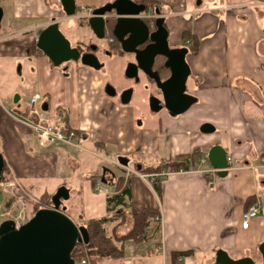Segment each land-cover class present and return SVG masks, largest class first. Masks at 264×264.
I'll return each instance as SVG.
<instances>
[{
    "label": "crops",
    "instance_id": "crops-1",
    "mask_svg": "<svg viewBox=\"0 0 264 264\" xmlns=\"http://www.w3.org/2000/svg\"><path fill=\"white\" fill-rule=\"evenodd\" d=\"M105 1L75 3L99 6ZM154 2L164 16L171 47L183 46L184 30L199 39L198 53L186 54L187 91L196 101L176 116L165 110L151 113L148 102L138 99L136 108L123 106L120 99L105 94L107 76L100 70L80 61L55 67L44 54L34 52L43 27L65 17L60 0H0V20L3 6H9L17 23L0 37V55L18 59L20 74L13 81L4 71L0 74V152L9 177L20 184L40 183L49 196L67 185L66 206L74 211L70 217L78 219V226L107 216V195L127 189L124 218L104 226L122 247V255L102 262L168 264L172 251L187 249L194 253L183 257V264H196L197 259L209 264L217 251L235 259H258L257 246L264 242V167L259 166L264 157V0ZM115 51L110 52L111 62L122 68L123 59ZM141 97L147 100L148 92ZM40 110L60 125L65 117L67 128L77 131V145H40L29 124L36 119L33 111ZM203 123L213 130L201 131ZM214 145L231 159L224 175L200 171L213 168L207 155ZM194 149L207 162L197 167L198 159L189 168L198 170L161 179L159 193L155 182L141 176L147 175L146 165L190 155ZM252 203L259 212L245 229L242 212ZM146 206L159 211V230L153 232L150 222L147 238L123 239L132 226L128 213Z\"/></svg>",
    "mask_w": 264,
    "mask_h": 264
},
{
    "label": "water",
    "instance_id": "water-1",
    "mask_svg": "<svg viewBox=\"0 0 264 264\" xmlns=\"http://www.w3.org/2000/svg\"><path fill=\"white\" fill-rule=\"evenodd\" d=\"M60 2L66 16L74 14L75 0ZM144 10L143 4L133 0H108L93 10L88 25L97 38H103L104 15L114 12L118 16L113 27V35L119 41L123 52L135 55V62L126 66L125 76L138 79L140 72L151 79L159 89L162 99L150 96L149 110L153 113L165 110L170 116H176L186 111L196 101V98L188 93L186 86L190 75L186 61L188 50L183 46H169L163 16L155 19V29L150 31L145 21L137 16ZM146 40H149V43L143 49H138ZM36 46L55 67L67 61H80L93 69L101 67L95 54L81 53L77 47L71 45L56 20L43 27L37 36ZM158 55L165 58L163 65L169 70V75L164 80L152 68ZM104 92L110 97L116 95V89L110 83L105 84ZM132 92V88L123 90L119 96L120 102L129 103ZM200 130L211 132L213 126L210 123H203ZM207 157L218 175L227 172L226 152L220 145L212 146ZM4 164V157L0 152V181ZM68 198V189L60 186L51 196V207L37 209L20 227L15 228L11 220L1 222L0 264H74L71 252L77 242L87 240V233L84 226L76 225L59 209L62 202ZM257 253V260L264 264V242L257 246ZM215 256L216 264H256V259L252 257L235 259L224 251H217Z\"/></svg>",
    "mask_w": 264,
    "mask_h": 264
},
{
    "label": "trees",
    "instance_id": "trees-1",
    "mask_svg": "<svg viewBox=\"0 0 264 264\" xmlns=\"http://www.w3.org/2000/svg\"><path fill=\"white\" fill-rule=\"evenodd\" d=\"M140 3L151 6L154 8L155 4L154 0H139ZM110 35L111 30H109ZM182 45L187 48L188 53L195 55L198 53L199 49V39L195 37L192 33L187 30L182 31L181 33ZM33 51L43 54L42 51L36 46V43L33 45ZM160 77L167 78L169 75V70L165 68L163 65L160 66ZM61 115V112H60ZM64 122H66L65 117H63ZM62 121V127L67 130V125ZM200 152L197 149L190 155H179L173 160H160L156 165H146L143 169L144 174L157 173L164 167L171 168H189L191 167L200 157ZM7 172V166L4 164V169L1 174V182H5L10 177L5 175ZM155 189L159 193V183L158 181H154ZM129 194L127 189H124L121 193L115 195H107L106 197V212L107 216L99 217V218H91L88 219L84 224L79 226H84L87 233L86 241H79L76 243L75 247L71 252V256L74 260L79 259L82 256H86L87 251L90 255V261L92 264H98L104 258L117 259L122 255V247H118L111 237L108 236L106 232V228L104 227L106 223L111 222L113 220H122L126 211L129 209V205L127 199H129ZM42 204H39V208L43 207H51V196L43 194L42 196ZM127 198V199H126ZM69 199V198H68ZM68 200L63 201L60 210L65 213L67 216L68 208H66V203ZM65 202V204H64ZM36 208L34 212L39 209ZM64 207V209H63ZM132 220V226L124 235L123 239L138 241L141 239L147 238L148 234L146 230L150 222H154L152 225L153 232L159 230V211L153 209L151 207H142L135 209L134 211H130L128 213ZM70 217V216H69ZM71 218V217H70ZM78 225V224H77ZM194 253L192 249H187L184 251H172L171 252V262L176 264L178 257L190 256Z\"/></svg>",
    "mask_w": 264,
    "mask_h": 264
},
{
    "label": "rangeland",
    "instance_id": "rangeland-1",
    "mask_svg": "<svg viewBox=\"0 0 264 264\" xmlns=\"http://www.w3.org/2000/svg\"><path fill=\"white\" fill-rule=\"evenodd\" d=\"M3 16L1 17L0 20V28H1V32H0V37L6 33H10L11 31H13L15 28H17V23L16 21L12 18L11 15V10L9 6H3ZM23 24H25L24 21H19ZM60 28L62 29V33L64 34V36L71 42V44H76L75 42H77V40L79 41H84L81 42V47L86 48V44H84L88 38L90 40V42L92 43H96L98 42L93 35L91 34L88 26H86L85 22L81 21L80 23L76 24L75 21L73 19H68L66 21H64L62 24H60ZM67 28V30H65ZM70 32H72V34H70ZM101 42V41H100ZM111 53L109 52L108 48L105 45H100V50L97 53V57H98V61L101 65L100 69V74L105 75V77L107 76V83H110L114 86V88L116 89V95L115 97L117 99H119L120 93L127 89V87H130L133 89L132 92V96L133 98L129 101V103L127 104H122L123 106H130V107H134L136 108V101L137 99L142 101V102H148V99H144L141 97V94L146 90L148 92V98L150 97V95L152 93H156L157 91H155V86L154 84H152L151 82H149V80L144 79L143 80V74L139 73V80L138 81H133L132 79H128L123 75L122 72V68H118L116 67V64L111 62L112 57ZM10 65V67L8 66ZM122 65V64H121ZM19 70V60L15 59V58H9L7 56H1L0 55V74L2 71H4L7 75H9V79L11 81L13 80H19L20 79V74L18 73ZM1 80V79H0ZM5 84V83H3ZM23 101L25 102V99H23ZM152 113V112H151ZM31 138V136H30ZM31 141L34 142L33 138H31ZM49 145V144H48ZM37 148H39L38 146H36ZM65 147V146H63ZM68 147V146H66ZM53 146H46V147H41V150H48V149H52ZM39 149V150H40ZM110 158H113L112 155H109ZM190 168V167H189ZM189 168H184V167H179V168H172L173 170H178V169H189ZM161 171V170H160ZM6 177L11 175L10 172L7 170V172L5 173ZM10 179V178H9ZM12 180H14L13 178H11ZM160 181V180H158ZM23 192V196L25 194V200L27 202V214H28V219L33 215L34 210L38 207L39 204H42V196L43 194L46 193L42 192L43 188L40 186V183H31L30 184H20ZM37 185V186H36ZM41 188H39V186ZM62 186H66L67 185H62ZM19 188V187H18ZM42 192V193H41ZM8 195L2 196L0 198V207H3L2 204L5 202L6 204H9L8 202H13L15 200V197H11L8 198ZM65 204V202H64ZM39 208V207H38ZM67 208V207H66ZM73 210L68 211L69 216H74L73 214ZM73 218V217H72ZM74 219H76V221L74 220V223H76L78 221V219L76 217H74ZM73 220V219H72ZM79 222V221H78ZM1 223V221H0ZM77 225V224H76ZM156 241V240H155ZM155 244H159L155 242ZM147 246V244L145 245ZM152 246V245H150ZM159 247L157 246L156 249H158ZM152 251H155V249H153L152 246ZM161 252V251H160ZM209 253L205 254L208 256ZM202 255V256H205ZM257 255V254H256ZM201 256V257H202ZM87 258H90V255L86 254ZM257 258V257H256ZM212 259V258H211ZM90 260V259H89ZM200 260H196V264H199ZM91 262V261H90ZM102 262V261H101ZM99 264H116L117 262L120 264H123L122 262H124V264H135L134 260H131V262L129 263H125V261L119 260V261H115V260H106L105 262ZM92 264V263H91ZM168 264H173L172 262H170L168 260ZM183 264V263H182Z\"/></svg>",
    "mask_w": 264,
    "mask_h": 264
},
{
    "label": "built area",
    "instance_id": "built-area-1",
    "mask_svg": "<svg viewBox=\"0 0 264 264\" xmlns=\"http://www.w3.org/2000/svg\"><path fill=\"white\" fill-rule=\"evenodd\" d=\"M36 100V97H32L30 99V104L33 105ZM36 119L33 122H30V128L33 132V135L36 141L40 145H48L55 142H63L69 145H77V131L73 129L65 130L62 125L57 123V121L44 110H40L39 112H35ZM228 164L231 161L230 157H227ZM207 162V158H200L198 161V165L204 164ZM264 167V157L260 159V165ZM198 170V168H195ZM195 169H186V170H195ZM185 171L184 169L173 170L171 167H164L161 171L157 173H150L147 175H141L143 178L149 179L150 181H158L161 180L168 175ZM201 172L213 173L216 170L214 168H208L205 170H200ZM208 185L212 184V180L207 181ZM19 187V188H18ZM98 190V189H97ZM100 190V189H99ZM23 190L21 185L16 180L7 179L5 182L0 181V198L2 196L8 195V198L15 197L13 202H5L2 204L3 207H0V221L3 222L5 220H11L14 224L15 228L20 227L28 220L27 214V202L25 200V194H23ZM259 212V206L257 203L250 204L243 212L241 216V227L247 228L249 222L252 218L256 217ZM183 257H178L176 264H182ZM74 264H91L89 258L86 256H82L79 259L74 261Z\"/></svg>",
    "mask_w": 264,
    "mask_h": 264
},
{
    "label": "flooded vegetation",
    "instance_id": "flooded-vegetation-1",
    "mask_svg": "<svg viewBox=\"0 0 264 264\" xmlns=\"http://www.w3.org/2000/svg\"><path fill=\"white\" fill-rule=\"evenodd\" d=\"M107 1L108 0H106L104 3H106ZM135 2L140 3L139 0L135 1ZM103 4H101V5H103ZM140 4H142V3H140ZM75 5H76V10H75L74 14L71 16H66L64 14L65 17H63L62 20L65 21L68 19H73L76 24L80 23L81 21L85 22V24H86V26H88L91 34L93 35V37L98 42H96V43L92 42L91 43L89 38H88V40L84 43V44H86V48H83L80 45L81 42H84V41L77 40V42H75L76 44H73V45L71 44V45L77 47L81 53H93L96 55V57H97V53L100 50V45H105L108 48L109 52L116 50L115 56L123 59V75L125 76L126 66L128 63H134L135 62V55H134V53L123 52L121 50L119 41L113 35V27H114V24H115L118 16L114 12H110V13H107L106 15H104V19H105L104 30H103L104 31V37L103 38H97L96 35L94 34V32L92 31V29L90 28V26L88 25V20H89V18H91L93 16V10L96 7H99L101 5L92 6V5H87V4H76V3H75ZM144 7H145V10L137 16L139 18H142L145 21V23L148 25V28L150 31H153L155 29V25H154L155 19L157 17L163 16V15L160 14L159 7L155 6L154 8H151V6H149V5H147V7L144 5ZM62 20L61 19L56 20L59 23V27H60V23ZM164 26H165V23H164ZM109 30H111L112 35H110ZM148 43H149V40H146L142 45L138 46V49H143ZM110 57H112V55ZM164 61H165V58L162 56H159V55L156 56L154 59L152 68H153V70L158 72L159 76H160V70H161L160 66L164 64ZM143 76L145 77V79L149 80V82L154 84V82L151 79H149L145 75H143ZM126 78L132 79L133 81L136 82L139 80V75H138V79L129 78V77H126ZM161 79L164 80L166 78H161ZM154 86H155V84H154ZM127 88H130V87H127ZM155 89H156L155 91H157V92L152 93L150 96L156 97V98L161 100L162 96H161L159 89H157L156 87H155ZM215 257H216L215 255L212 257L211 262H209V264H216V258ZM255 262H256V264H260V261L257 259L255 260Z\"/></svg>",
    "mask_w": 264,
    "mask_h": 264
}]
</instances>
